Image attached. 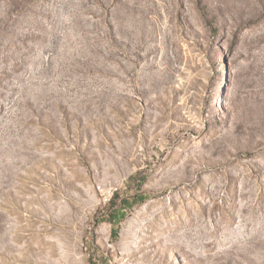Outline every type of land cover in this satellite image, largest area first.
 Returning a JSON list of instances; mask_svg holds the SVG:
<instances>
[{
    "label": "rangeland",
    "instance_id": "1",
    "mask_svg": "<svg viewBox=\"0 0 264 264\" xmlns=\"http://www.w3.org/2000/svg\"><path fill=\"white\" fill-rule=\"evenodd\" d=\"M0 264H264V0H0Z\"/></svg>",
    "mask_w": 264,
    "mask_h": 264
}]
</instances>
